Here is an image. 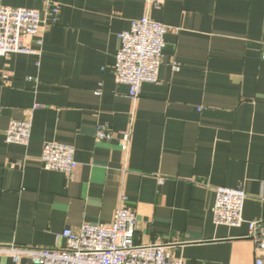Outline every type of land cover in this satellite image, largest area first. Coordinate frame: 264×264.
Returning a JSON list of instances; mask_svg holds the SVG:
<instances>
[{"label": "crops", "instance_id": "obj_1", "mask_svg": "<svg viewBox=\"0 0 264 264\" xmlns=\"http://www.w3.org/2000/svg\"><path fill=\"white\" fill-rule=\"evenodd\" d=\"M46 1L1 0L46 23L25 38L34 53L0 55V245L64 246L63 230L111 223L123 206L137 243L170 244L184 264L264 257L247 222L264 220V0H52L56 22ZM146 14L167 26L165 45L158 81L132 99L113 65L119 33ZM25 119L29 143L9 142ZM47 142L75 148L70 176L44 167ZM221 186L246 192L242 225L215 223Z\"/></svg>", "mask_w": 264, "mask_h": 264}, {"label": "built area", "instance_id": "obj_2", "mask_svg": "<svg viewBox=\"0 0 264 264\" xmlns=\"http://www.w3.org/2000/svg\"><path fill=\"white\" fill-rule=\"evenodd\" d=\"M148 7L160 6L161 0H144ZM47 14L52 22L57 21L60 5L46 1ZM42 13L36 8L11 7L0 0V55L13 53H34L25 38L37 35L44 24ZM167 26L152 19L149 15L131 21L129 30L119 33L120 48L113 65L117 83L129 86V96L137 99L142 85L156 82L162 63ZM264 60V50L262 53ZM178 69V67H175ZM32 124L29 119L11 121L6 135L11 143L27 145L31 137ZM101 128L98 136L110 138L112 135ZM131 143L130 131H124L119 140L123 152L128 153ZM41 160L44 167L61 171L70 176L77 168L75 148L72 145L47 142L43 146ZM213 207L216 224L240 226L243 217L246 192L243 188L217 187ZM249 237L259 241L264 247V220L247 221ZM136 213L120 207L111 223H83L79 230L67 228L57 235L65 239L64 246L26 247L11 243L0 245V255H10L19 262L28 256L35 264H184L181 258L173 256L171 245L166 243H137ZM255 264H264V257H257Z\"/></svg>", "mask_w": 264, "mask_h": 264}]
</instances>
